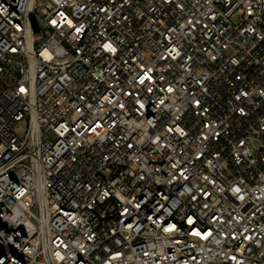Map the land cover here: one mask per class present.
<instances>
[{
	"label": "built area",
	"instance_id": "2783aa9c",
	"mask_svg": "<svg viewBox=\"0 0 264 264\" xmlns=\"http://www.w3.org/2000/svg\"><path fill=\"white\" fill-rule=\"evenodd\" d=\"M0 264H264V0H0Z\"/></svg>",
	"mask_w": 264,
	"mask_h": 264
},
{
	"label": "rangeland",
	"instance_id": "374dc122",
	"mask_svg": "<svg viewBox=\"0 0 264 264\" xmlns=\"http://www.w3.org/2000/svg\"><path fill=\"white\" fill-rule=\"evenodd\" d=\"M26 126H27V123H26V120L23 119L21 120L19 123H17L14 127V132L17 134V135H23V133L25 132L26 130Z\"/></svg>",
	"mask_w": 264,
	"mask_h": 264
}]
</instances>
